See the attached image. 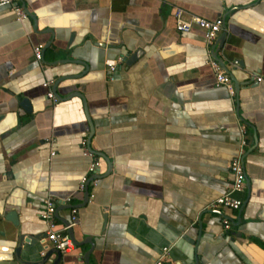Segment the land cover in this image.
I'll return each instance as SVG.
<instances>
[{
    "label": "crops",
    "instance_id": "0c3cea01",
    "mask_svg": "<svg viewBox=\"0 0 264 264\" xmlns=\"http://www.w3.org/2000/svg\"><path fill=\"white\" fill-rule=\"evenodd\" d=\"M15 1L29 16L0 9V264H42L54 249L40 217L49 196H74L79 208L75 238L84 244L60 264H86L88 252L89 264H264V0ZM177 9L222 18L217 40L179 32ZM138 50L111 82L106 61ZM91 136L100 168L87 202L77 189ZM239 156L247 182L234 196L243 206L211 209ZM67 207H58L59 228ZM10 212L35 235L20 256Z\"/></svg>",
    "mask_w": 264,
    "mask_h": 264
},
{
    "label": "built area",
    "instance_id": "2783aa9c",
    "mask_svg": "<svg viewBox=\"0 0 264 264\" xmlns=\"http://www.w3.org/2000/svg\"><path fill=\"white\" fill-rule=\"evenodd\" d=\"M1 8H9L15 14L18 21H24L28 18V13L26 10L18 4L15 0H0V9ZM175 19H176V29L181 33H190L195 28L200 29L205 32L206 39L209 44H213L219 34L223 30L224 20L222 18H218L215 20H208L201 18L195 15H187L184 10L177 9L175 11ZM43 45H38L34 48L35 56L38 61L43 60ZM125 62L124 57H118L115 60H107L106 66L109 72V80L114 81L113 74L117 71L118 66ZM213 69L217 72V82L221 85L227 87L230 91L231 95H235V88L231 78L226 75L222 70L220 65L212 60L209 62ZM261 80V79H259ZM45 87H50L51 83H45ZM48 97L53 99L54 102H57L55 94L50 91L48 93ZM242 139H241V155L243 153V148L247 145L246 139V127H243L242 130ZM83 154L85 157L91 159V163L86 171V173L81 177L77 191L79 193H85L88 189V186H97L98 179L96 176L98 174V170L100 168V160L96 157L95 153L88 147L87 142L83 143ZM55 153H52L54 156ZM229 170L233 176V182L227 193L215 199L211 205V209H231V210H239L243 206V200L236 198L234 195L243 193L246 187L247 182V173L244 166V163L241 157L234 158L229 163ZM75 197L69 196L66 199H57L53 196H49L44 200V206L42 213L40 215L41 219L45 222L47 227V240L53 245V248L61 252V254H69L72 253L76 249V243L74 239L69 234V230L76 227L79 223V208L74 206L73 201ZM93 197L89 200L92 202ZM60 205H68L71 206L70 212V223L65 225L62 228L58 227L57 224V209ZM224 228L226 230H230L231 222L228 219L223 221ZM168 253V249H164V254L159 259V263L166 257ZM45 255V252L43 253ZM51 264H54V259L49 260Z\"/></svg>",
    "mask_w": 264,
    "mask_h": 264
},
{
    "label": "water",
    "instance_id": "95a60500",
    "mask_svg": "<svg viewBox=\"0 0 264 264\" xmlns=\"http://www.w3.org/2000/svg\"><path fill=\"white\" fill-rule=\"evenodd\" d=\"M224 24H225V22H224ZM214 50H215V48H214ZM142 54H143V52L141 50H138L133 55L127 56V58H125L126 65L127 66H132L141 57ZM42 61H44V48H43V60ZM236 89L240 90L241 87L239 86ZM54 93H55V96H56L57 101L63 99V98L60 97V95L58 94L57 91H55ZM73 96H81V95L72 94L68 98L70 99ZM22 106L27 111L31 112V103H30V101L28 99H25L22 102ZM91 140H92V136L90 137L89 143H88V146L90 147V149H92V147H91ZM96 179H98V178L96 177ZM85 197H86V201L89 202V200L91 199V193L89 191V186H88V189L85 192ZM67 208L70 209L71 206H68ZM58 212H59V210L57 209V213H56V216L57 217H58ZM6 220L11 221L14 224V226L16 227V229H17V235H16L17 243H18L17 255L20 256L19 254L21 253V251H22L23 246H24L25 243L32 244V245L35 244V241L32 239L33 238L32 236H35V235H32L30 233L31 226L28 225V224H23L20 221V218H19V216H18V214L16 212L7 213ZM69 223H70V220L66 222V225H68ZM46 232H47V230H46ZM69 234L74 239V241L76 243V248L79 247V246H82L84 244V243H78V241L76 240V238H75V228H72L71 230H69ZM46 237H47V235H46ZM86 243H90L93 246V242L92 241H88ZM53 255H56L57 256V258L54 260V264H60V262L62 260V254H61V252H59L56 249H53L52 251L45 252V255H42L43 256L42 264H46ZM90 255H91V253H89V252L84 255V259L86 261V264H89V256Z\"/></svg>",
    "mask_w": 264,
    "mask_h": 264
}]
</instances>
